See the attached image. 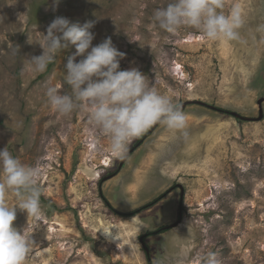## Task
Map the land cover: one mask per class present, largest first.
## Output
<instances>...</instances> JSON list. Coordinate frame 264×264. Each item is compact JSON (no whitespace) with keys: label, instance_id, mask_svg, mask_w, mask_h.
Segmentation results:
<instances>
[{"label":"rangeland","instance_id":"1","mask_svg":"<svg viewBox=\"0 0 264 264\" xmlns=\"http://www.w3.org/2000/svg\"><path fill=\"white\" fill-rule=\"evenodd\" d=\"M167 2L0 0V149L38 169L47 201L26 264H202L209 251L221 264H264V102L260 121L229 113L259 116L264 0H224L223 11L239 4L246 16L242 40L230 44L154 26V10ZM56 17L96 20L93 46L110 36L126 54L121 70L136 67L161 94L191 102L188 136L169 140L156 124L117 159L86 110L58 114L45 88L68 90L64 65L75 47L44 73L29 71L24 57L41 54L39 33ZM27 224L17 210L13 226ZM109 227L118 240L102 233Z\"/></svg>","mask_w":264,"mask_h":264},{"label":"clouds","instance_id":"2","mask_svg":"<svg viewBox=\"0 0 264 264\" xmlns=\"http://www.w3.org/2000/svg\"><path fill=\"white\" fill-rule=\"evenodd\" d=\"M58 3L59 0H53L54 6ZM224 8V0H168L154 10L152 21L170 34L191 27L209 41L225 44L241 41L240 30L246 23L244 11L239 4L228 12ZM95 24L96 20L81 25L66 17H56L45 33H39L36 44L42 49L41 54L24 56L29 71L44 73L62 51L75 47L64 65L68 90L45 88L44 95L51 107L61 116L86 110L91 123L107 137V151L117 159L126 157L132 139L156 124L167 130L169 140L186 138L188 115L182 106L161 94L138 68L121 70L120 62L126 54L114 46L110 36L93 46ZM257 30L264 31V25ZM14 54H19L18 47ZM39 177L36 167L24 164L7 147L0 149V264H26L37 247L32 233L45 214ZM17 210L32 219L31 226L27 224L20 230L13 226ZM113 229L106 228L102 233L118 240L117 230L113 234ZM201 260L202 264H221L214 251Z\"/></svg>","mask_w":264,"mask_h":264},{"label":"water","instance_id":"3","mask_svg":"<svg viewBox=\"0 0 264 264\" xmlns=\"http://www.w3.org/2000/svg\"><path fill=\"white\" fill-rule=\"evenodd\" d=\"M264 102V98H262V99H260L258 102H257V104H258V109H259V116L257 117V118H255V119H249V118H246V117H242L241 115H239L238 113H235V112H229L230 113V115L231 116H233V117H235V118H237V119H239V120H245V121H250V120H254V121H260V120H262V118H263V109H262V103ZM191 102H187V103H184L183 105H182V109L186 106V105H188V104H190ZM198 103H200V104H203L204 105V103H202V102H198ZM208 107H210L209 105H207ZM212 108V107H211ZM140 242L142 243V240L140 239ZM143 245V244H142ZM144 246V245H143Z\"/></svg>","mask_w":264,"mask_h":264},{"label":"trees","instance_id":"4","mask_svg":"<svg viewBox=\"0 0 264 264\" xmlns=\"http://www.w3.org/2000/svg\"><path fill=\"white\" fill-rule=\"evenodd\" d=\"M224 113H227V111H223ZM41 200L42 201H44V202H46L47 203V201L44 199V198H42V196H41ZM50 206H52V205H50ZM148 206V205H147ZM147 206H145V207H142L141 209H144V208H146ZM140 209V210H141ZM135 212H137V211H135ZM135 212H133V213H127V214H118L119 216H121V217H129V216H131L132 214L134 215L135 214ZM165 230H167L166 228H160L157 232H164ZM147 234H151V233H147Z\"/></svg>","mask_w":264,"mask_h":264}]
</instances>
